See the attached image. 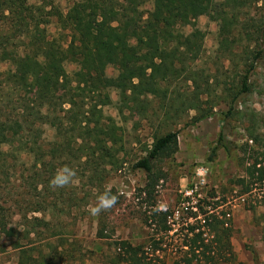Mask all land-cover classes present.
<instances>
[{
  "label": "trees",
  "instance_id": "trees-1",
  "mask_svg": "<svg viewBox=\"0 0 264 264\" xmlns=\"http://www.w3.org/2000/svg\"><path fill=\"white\" fill-rule=\"evenodd\" d=\"M63 1L66 7L62 0H0V255L13 253L9 264H86L82 250L64 247L63 218L82 207V198L64 189L61 173L76 163L89 172L90 187L99 189L106 183V165L117 164L118 127L102 110L112 103L108 87L116 91L120 111L153 96L168 99L177 116L185 105L196 110L194 122L212 114L213 107H201L202 95L218 91L228 105L227 117L251 92L250 74L264 55V15L255 20L247 14L251 5L264 9V0ZM200 15L217 23L216 52L227 63L224 72H236L228 80L211 81L203 74L209 71L197 64L201 32L182 30ZM66 63L75 69L69 73ZM108 66L117 72L111 79ZM181 83L187 89L173 90ZM229 135L220 129L209 158L218 149L231 153L235 143ZM247 140L264 143L255 132ZM177 149V131L169 129L154 134L144 155L134 160L133 168L146 175L140 220L149 233L139 244L113 241L110 261L102 264L235 261L232 226L219 206L195 199L176 228L169 220L173 211L156 205V186L164 178L157 164ZM260 155L247 168L250 176L264 175V148ZM97 237H105L102 228ZM55 239L60 246L52 244Z\"/></svg>",
  "mask_w": 264,
  "mask_h": 264
},
{
  "label": "rangeland",
  "instance_id": "rangeland-1",
  "mask_svg": "<svg viewBox=\"0 0 264 264\" xmlns=\"http://www.w3.org/2000/svg\"><path fill=\"white\" fill-rule=\"evenodd\" d=\"M66 4L62 0L61 6L66 7ZM150 6V2H147L144 9L149 10ZM259 6H250L247 11L249 18H262L264 9ZM244 17L248 18L246 15ZM193 28L202 35V51L197 64L209 71L203 74L210 76L211 81L214 76L228 80V76L236 72H224L227 63L216 52L217 23L206 15H200L193 26L183 27L182 30L188 33ZM49 30L54 33V25ZM65 67L69 73L75 69L72 63H66ZM116 74L113 66L106 68L108 79ZM250 82L251 92L239 99L233 114L227 117L228 105L218 97V91L208 96L202 95L201 107H213V110L210 117L198 122H194L196 110H188L185 105L177 116L171 110L168 99L153 96H148L145 103L134 109L121 107L120 111L116 105V91L108 87L112 103L103 106L102 110L104 116L113 118L118 127L115 147L120 151L116 157L117 164L106 165V183L99 189L90 187L87 181L89 172L87 174L85 168L78 167L76 163L68 164L61 173L64 189L74 191L78 199L82 198L80 209H74L70 215L62 217L65 223L64 233L61 234L64 247L70 249L73 246L77 252L82 250L86 264H102L103 260L110 261L113 241L124 239L139 244L147 239L149 229L140 220L147 201L143 195H139L146 175L134 169L133 162L144 155L154 134L172 129L177 131L178 149L157 164L164 178L156 186V205L160 209L173 211V217L169 220L174 222L176 228L185 223L189 206L196 202L195 199L204 198L210 206H219L218 210L226 212L233 230L230 241L235 261L232 264H264V197H258L264 192V175L260 178L258 171H254L253 176L247 173V168L256 158L260 160L264 148V143L254 144L247 140L249 132L262 134L264 138V55L250 74ZM175 89L182 92L187 86L181 83L174 86ZM220 129L230 134L229 139L235 143V147L230 154L218 149L216 155L209 158ZM51 136L52 130L47 128V140ZM261 166H264L263 162ZM200 168L205 170L203 184L197 182ZM17 184L22 186V182ZM36 215L41 216V213ZM99 228H102L105 237H97ZM61 242L55 239L52 244L60 246ZM13 261V253L0 255L1 264ZM67 262L65 264H69ZM170 263L171 260L166 258L165 264Z\"/></svg>",
  "mask_w": 264,
  "mask_h": 264
},
{
  "label": "built area",
  "instance_id": "built-area-1",
  "mask_svg": "<svg viewBox=\"0 0 264 264\" xmlns=\"http://www.w3.org/2000/svg\"><path fill=\"white\" fill-rule=\"evenodd\" d=\"M204 175H205V170L200 168L198 171H197V182L199 184H203L204 183ZM259 198H262L264 197V192H262V196H258Z\"/></svg>",
  "mask_w": 264,
  "mask_h": 264
}]
</instances>
